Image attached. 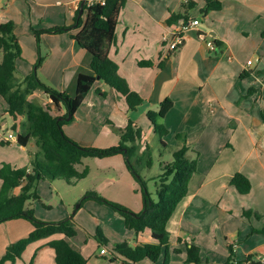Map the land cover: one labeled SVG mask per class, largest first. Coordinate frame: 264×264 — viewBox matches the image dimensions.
<instances>
[{
	"label": "crops",
	"instance_id": "1",
	"mask_svg": "<svg viewBox=\"0 0 264 264\" xmlns=\"http://www.w3.org/2000/svg\"><path fill=\"white\" fill-rule=\"evenodd\" d=\"M81 1L0 0V24L13 21L22 49L21 57L16 60L19 79L36 71L40 57L45 60L37 70L39 78L71 97L76 96L80 80L94 77L92 55L73 38L87 18V9H80L81 26L77 25L76 4ZM189 1L195 2L196 8L188 13V20L198 19L200 24L186 32L180 50L171 51L166 39L173 26L183 19L172 23L170 19L172 15H184L183 5ZM220 1L222 10L204 14V0H126L109 56L118 64L119 74L131 90L144 101L135 111H129L125 98L96 80L80 102L73 120L63 127L64 133L82 146L108 148L120 141L108 122L125 128L131 120L142 131L141 153L158 138L148 112L158 111L160 103L167 98L173 101V108L163 119L169 131L163 139L172 140L170 144L165 142L168 145L180 146L182 143L176 135L184 134L191 148L187 156L191 160L197 158L198 172L190 182L188 195L167 224L170 264H185L187 247L192 245L200 248L204 264H226L230 247L234 252L233 264L251 261L264 264L261 232L264 230V0ZM63 26L71 30L56 35L42 34L38 48L34 30ZM209 42L217 45L216 51H209ZM2 56L0 50V63ZM248 61L253 64L248 66ZM144 62L153 65L144 66ZM242 73L247 76L241 78ZM98 90L104 95L98 94ZM29 100L40 101L39 105L44 107L47 104L53 116L65 114L63 106L53 105L40 90L30 95ZM7 110L8 105L0 95V136L10 133L18 136L24 119L15 120ZM144 119L148 121L146 130L140 125ZM16 145L17 141L0 139V169L7 163L31 171V166L16 154L10 155L16 152ZM86 167L90 169L88 177L74 186L84 184L96 169L98 182L89 189L135 213L142 212L140 186L130 173L124 155L94 158L93 164L83 160L77 166L79 171ZM237 173L251 183V191L246 195L231 185ZM1 185L0 179V188ZM86 192L84 188L78 199ZM13 193L19 195L21 188ZM69 215L67 210L62 216L44 218V222H60ZM70 218L77 232L75 237L55 235L34 242L17 264H56L55 252L50 247V242L56 239H65L76 248L86 264H124L123 257L112 253L115 244L127 242L134 248L155 243L150 229L136 234L126 227L120 215L95 201H84ZM33 229L24 219L0 224V258L11 244L28 237ZM98 230L102 235L109 233L104 236L109 241L104 246L96 238ZM103 247L109 253L107 256L100 255ZM175 249L180 252L176 253ZM139 264L153 263L145 259ZM156 264H163V256Z\"/></svg>",
	"mask_w": 264,
	"mask_h": 264
},
{
	"label": "trees",
	"instance_id": "2",
	"mask_svg": "<svg viewBox=\"0 0 264 264\" xmlns=\"http://www.w3.org/2000/svg\"><path fill=\"white\" fill-rule=\"evenodd\" d=\"M205 8L202 13L217 12L222 10L220 0H204ZM126 0H109L105 6H94L87 9V18L81 31L73 36L78 44L92 55L91 68L94 77L90 80H80L77 86L76 96L60 92L44 83L38 76L37 70L42 66L45 58L40 57L36 63V71L24 79L16 75V60L21 57L22 49L14 33L13 21L0 24V50L2 61L0 63V95L8 105V114L15 120L19 117L24 119L21 123V133L17 136V143L20 147L26 148L33 139L37 147V153L31 161V171L28 168H13L12 165L4 163L0 169V224L10 220L24 219L29 221L34 229L26 237L11 244L0 258V264L11 262L17 264L27 247L37 241L62 235L66 238H73L77 235L71 223V218L56 223L40 221L35 217L33 209L28 206L31 200H40L35 191L36 185L42 180L65 181L68 185L74 186L77 182L88 177V167L79 171L77 166L86 158H106L122 154L126 158V164L134 179L140 186L143 198V211L135 213L130 209L111 202L102 197L96 191H87L80 201L91 200L105 205L118 213L129 230L136 234L146 229L152 231L155 243H145L131 247L127 242L115 244L112 253H117L126 261L124 264H139L149 259L156 264L163 256V264H170V233L167 224L177 209L178 204L188 195L189 185L192 178L198 172L196 159H189L187 154L191 148L187 145L184 134H177L176 139L182 145H168L163 138L169 134L164 127L163 119L173 108V101L170 98L160 103L158 111H149L147 117L153 127L154 133L158 136L160 145L168 150L172 161L163 162L160 165L161 174L154 177L157 200L152 198L148 191L147 183L141 176L143 165L151 169L153 159L149 154V146L140 153L142 147V131L136 128L130 120L125 128H117L113 123L108 122L111 129L120 137L119 144L108 148L85 147L71 140L64 133V125L71 122L82 99L92 89L96 80L110 86L113 91L125 98L129 111H135L144 99L135 91H132L127 80L119 74V66L110 56V49L115 42V32L118 18ZM184 15H172L170 23L178 19L188 20V13L196 8V3L189 1L183 5ZM77 12L76 23L81 26V18ZM71 27H52L44 30H34L38 48L41 44L42 34H63L68 33ZM183 44L178 47L182 48ZM144 66H152L151 62L142 63ZM162 68L163 65L161 64ZM247 73H242L245 78ZM44 92L51 103L58 108H65L63 116H53L50 107H43L29 100L30 95L36 91ZM98 94L104 95L101 90ZM72 115L70 121L68 116ZM14 130H17L16 125ZM3 145L5 143L2 142ZM198 155L197 152H195ZM26 183L23 185V182ZM238 192L246 195L251 191V183L247 177L237 173L231 181ZM21 188V193L15 195V189ZM264 233V230L261 231ZM96 238L102 246L109 241L97 231ZM50 247L55 252L56 264H86L82 254L72 247L65 239H56L50 242ZM230 255L226 264L235 262L233 248L230 247ZM179 253V249H175ZM249 262L251 259L248 260ZM204 264L200 256V248L192 245L187 247V260L185 264ZM249 264H261L250 262Z\"/></svg>",
	"mask_w": 264,
	"mask_h": 264
},
{
	"label": "rangeland",
	"instance_id": "3",
	"mask_svg": "<svg viewBox=\"0 0 264 264\" xmlns=\"http://www.w3.org/2000/svg\"><path fill=\"white\" fill-rule=\"evenodd\" d=\"M198 15L201 19H204L201 14H198ZM42 102L45 103V98H44V101ZM36 104L39 105L40 101L39 103L37 102ZM45 107H48V105L46 104ZM147 123H148L147 119H144L143 122L140 123L142 130L144 129L146 130ZM163 141L169 144L170 142H172V140L170 141L169 139L167 140L163 139ZM149 149H150L149 154L151 155V158L153 159V166L151 169H148L145 167V165H143L144 167L142 168L144 169H142L141 171V176L147 183V188H148V191L152 194V198L154 200H157L155 181L152 179L154 177H157L159 174H161V169H160L161 163L172 161V156L171 154H169L168 150H166L167 152L165 154L161 153L165 149H163V147L160 145L158 138L150 142ZM15 150L16 152L15 153L12 152V154L10 155L16 154L17 157H19V159L23 161L27 166L31 164V161L34 158V155L38 151L33 139L29 142L26 149L20 147L19 145H16ZM141 151L142 152L145 151V148H143ZM1 155L3 154L1 153ZM93 159L94 158H89V159L86 158L84 160L87 161L88 164H93ZM97 172L98 170L95 169L93 171V174L84 182V184L81 183L78 186L76 185L74 187L71 185H67L65 181H60V182L56 181L55 183L52 182L53 183L52 184L48 180H45V181L42 180L35 187V191L39 195L40 200H31L28 202V206L31 209H33L35 217L40 221H44V218L46 217L53 218L56 216H62V213L67 210L70 211V215L68 218L70 217L73 218L75 211L80 206V201L84 197L83 196L79 200L78 199L80 198L79 195L82 194L84 188H86V191H91V189L89 188H91V186H93L94 184L98 182L97 180L95 181L97 177ZM108 209L110 208L108 207ZM116 214L119 215L118 213ZM106 234L109 235L108 232ZM106 234L103 236H106Z\"/></svg>",
	"mask_w": 264,
	"mask_h": 264
},
{
	"label": "built area",
	"instance_id": "4",
	"mask_svg": "<svg viewBox=\"0 0 264 264\" xmlns=\"http://www.w3.org/2000/svg\"><path fill=\"white\" fill-rule=\"evenodd\" d=\"M109 0H82L81 2L76 4V10L79 11L80 9H89L91 7L100 5L105 6ZM200 24V21L198 19H192L189 21H180L176 25L173 26L169 37L166 39L167 46L171 51H176L180 45L184 43L185 40V34L190 29L197 27ZM208 49L211 52H214L217 50V45L214 42L208 43ZM248 66L253 64V61H248ZM0 139L8 141V142H14L17 141V135L14 133H10L8 135H1ZM109 253L106 248H101L100 255L101 256H107Z\"/></svg>",
	"mask_w": 264,
	"mask_h": 264
},
{
	"label": "water",
	"instance_id": "5",
	"mask_svg": "<svg viewBox=\"0 0 264 264\" xmlns=\"http://www.w3.org/2000/svg\"><path fill=\"white\" fill-rule=\"evenodd\" d=\"M82 12H83V11H81V13H82ZM71 118H72V115H70V114H69V116H68L67 120H68V121H70V120H71Z\"/></svg>",
	"mask_w": 264,
	"mask_h": 264
}]
</instances>
